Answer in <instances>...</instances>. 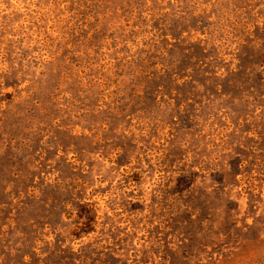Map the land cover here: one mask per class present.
I'll use <instances>...</instances> for the list:
<instances>
[{
  "label": "rangeland",
  "instance_id": "374dc122",
  "mask_svg": "<svg viewBox=\"0 0 264 264\" xmlns=\"http://www.w3.org/2000/svg\"><path fill=\"white\" fill-rule=\"evenodd\" d=\"M84 1L3 0L0 264H264V0Z\"/></svg>",
  "mask_w": 264,
  "mask_h": 264
},
{
  "label": "trees",
  "instance_id": "16d2710c",
  "mask_svg": "<svg viewBox=\"0 0 264 264\" xmlns=\"http://www.w3.org/2000/svg\"><path fill=\"white\" fill-rule=\"evenodd\" d=\"M62 3L63 4H61V5L60 4H58V5L56 4L57 5L56 7H54L53 4H50V6L48 5L49 8H47V9H49L50 12H56L58 9L61 10V11H64L66 6H67V2L64 1ZM89 3H90V0H85L84 4L83 5H79V7L86 11V10L89 9V6L87 5ZM34 6H36V5H34ZM48 6L43 5V7H48ZM81 9H79V10H81ZM0 12H5L4 9H3V0H0ZM34 42H35V40H34Z\"/></svg>",
  "mask_w": 264,
  "mask_h": 264
}]
</instances>
